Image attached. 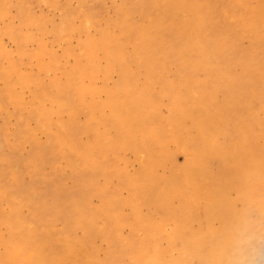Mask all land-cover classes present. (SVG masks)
Instances as JSON below:
<instances>
[{
	"label": "bare ground",
	"instance_id": "1",
	"mask_svg": "<svg viewBox=\"0 0 264 264\" xmlns=\"http://www.w3.org/2000/svg\"><path fill=\"white\" fill-rule=\"evenodd\" d=\"M80 1L84 5L85 0ZM172 1L150 4L171 10L174 20L153 13L144 21L136 20L134 11L144 0H121L117 15L106 26L86 17L83 28L90 33L79 43L81 54L74 61L67 59L78 53L70 46L64 57L52 54L50 61L40 60L42 69L55 71L49 80L24 71L19 57L0 43V81L4 79L5 92L36 120L34 126L27 121L18 129L20 137L30 133L34 149L26 164L39 172L45 149L53 148L59 153L56 165L70 160L77 168L80 160L85 173L104 177L100 182L92 174H83L71 187L75 193L68 217L73 214L85 234L80 239L66 238L62 246L55 239L57 231L48 229L49 219L38 217L32 223L21 214L24 198L9 208L0 206V225H6L5 230L0 226V264H230L241 230L250 229L264 242V147L257 144L261 138L264 146V116L259 113L264 109V89L251 87L249 97L244 90V84L252 85L264 69V60L255 61L252 53H245L236 63L243 67V75L237 77L232 69L235 62L224 53L233 49V38L204 39L208 14L189 9V0L183 6H173ZM24 2L18 0L17 5L27 30L10 25L2 30L19 35L23 43L19 53H29L25 46L30 39L40 42L37 53H43L48 47L33 29L44 31V19H35ZM58 4L64 6L66 18L53 31L57 39H68L77 30L71 23L75 11ZM11 10L12 0L0 1V18ZM189 11L201 14V24L186 18L176 29L175 19ZM242 17L244 34L257 42L264 39V0L246 6ZM171 33L181 41L167 38ZM129 45L130 59L124 53ZM175 58L180 60L178 82L164 76ZM127 59H134L138 69L132 72ZM25 86L32 87L30 98L22 91ZM158 95L167 97L165 112L158 110ZM235 112L241 120L232 125L230 114ZM83 113L85 119L80 120ZM162 123L172 127L173 150L164 140L167 128L160 127ZM13 144L20 146V138ZM180 151L184 164L177 162ZM114 178L116 185H112ZM11 192L2 189L0 196ZM94 196L99 203H93ZM40 214L37 211L36 216ZM110 220L117 226L118 238L112 229L106 231ZM125 226L130 234H124ZM97 227L106 231L108 240L101 258L103 247L88 239ZM140 230L143 235L136 241L131 236Z\"/></svg>",
	"mask_w": 264,
	"mask_h": 264
},
{
	"label": "rangeland",
	"instance_id": "2",
	"mask_svg": "<svg viewBox=\"0 0 264 264\" xmlns=\"http://www.w3.org/2000/svg\"><path fill=\"white\" fill-rule=\"evenodd\" d=\"M2 1V0H0ZM56 1V2H55ZM142 0H136L140 2ZM144 4H139L135 12V19L139 21H144L148 18V14L158 15L165 17L168 20H174V16L171 10L166 11L164 7H158L155 3L150 4V1L153 0H144ZM184 0H173V6H183ZM191 6L189 9H194L195 7L204 13L208 14L209 28L205 32L203 38H219L222 35L231 36L233 38V49L225 50V57H228V60L235 62L233 65V74H236L237 77L243 75V67L240 64H236L238 59L242 57L245 53H252L250 58H253L255 61L264 60V39H261L260 42H257L250 34H244V26L242 25V15L246 12V6H255L257 5V0H189ZM63 3L67 5V9L75 11L71 18V23L77 30L73 31L70 38L68 39H57L56 34L53 31L56 25L62 24V21L66 18V12L64 6L58 4ZM121 0H85L84 5L80 0H25V8H28L35 19H44V31L36 30L34 32L42 36L44 43L47 45L48 50L43 53H37L41 49L40 42L37 39H30L26 42V50L29 53H19L20 47L23 43L20 40V37H16L15 30H2L10 25L11 29L22 28L25 32L27 26L23 25L20 12L18 9V0H12V10L9 14L0 18V43H2L9 52H11L15 58L19 57V60L22 64V69L24 71H32L39 73L41 77L45 80H49L51 76L55 74V71L52 69H42L40 66V60L44 58L45 61H50L52 59V54L57 55L58 57H64L65 52L68 47L74 48L78 53L70 55L67 57L68 61H74L76 55H80V45L79 43L84 40L89 31L87 28H83L84 19L86 17H91L99 26H106L111 24L112 17L117 15V7L120 4ZM190 5V4H189ZM14 7V8H13ZM76 7V8H75ZM202 10H200V9ZM14 10V11H13ZM82 11V13H78ZM86 13V14H84ZM235 13H238L240 16H234ZM199 15L196 11H189L186 13V17L181 15L175 19L176 29L180 25L182 19H189L190 21L196 22L195 24H201L199 22ZM81 19V20H80ZM78 22V23H77ZM189 26V25H188ZM191 27H189L190 29ZM117 29V26L115 27ZM92 30L95 31V27H92ZM19 33V31H17ZM135 35H137L135 33ZM190 35H194L190 33ZM68 37V36H66ZM167 38L173 39L174 42L180 40V37L177 33H171ZM61 40V41H60ZM55 43V44H54ZM37 48V49H36ZM132 51V46H126L124 53L126 58L130 59ZM167 53H170L167 52ZM173 57L178 56L175 53H170ZM20 55V56H19ZM127 59V60H128ZM64 60V59H63ZM174 60V59H173ZM227 60V61H228ZM7 64V61H4ZM128 63L131 65L132 72L134 69H138L135 63V60H128ZM180 60L175 58V60L169 64V71L164 73L167 80H174L178 82L180 75ZM1 66V65H0ZM37 69V70H36ZM61 73L60 71H57ZM51 73V74H50ZM16 76V75H13ZM117 77V75H115ZM131 76H133L131 74ZM203 75H201L202 77ZM0 77L1 69H0ZM65 79V76H62V80ZM17 84V83H16ZM255 90L264 89V69L257 72L254 76V83L252 85L244 84V90H247L248 97L252 95L253 91L250 88ZM19 86L16 85L15 91L18 92ZM26 98L32 96L31 91L32 87L25 86L22 89ZM223 96V92L219 91V97ZM159 107L158 110L165 112L167 110V97H162L158 95ZM208 101H211L210 99ZM24 103V99L22 100ZM39 102H37L38 104ZM37 108L34 110V114ZM260 116H264V109L260 110ZM66 118V115H64ZM84 113L80 115V120H84ZM241 120L240 115L235 112L230 114V121L232 125L234 123H239ZM29 122L30 126H34L36 123L35 117L31 115L28 108L19 107L15 102H13L10 97L6 94L4 89V79L1 78L0 81V191L2 189L11 190V195L9 196H0V206L9 208L10 205L15 203H20L21 199H25L26 202L21 208V214L24 215L30 222L34 218L42 217L49 219L51 227L49 230H56L57 234L55 239L59 243V246H62L66 238L80 239L85 234L82 227L78 223V219L72 214L68 217V212L70 209V203L72 202V195L75 193L73 190H70L71 187L79 183V180L83 177V174L86 177L96 176L100 182L104 181V177L97 172L85 173V168L82 167V162L77 161V168H74L70 160L58 161V165L54 163V160L59 153L53 151V148H46L44 154L41 156V169L39 172L33 171L32 167L26 164L32 154H34L33 145L31 143V137L29 133L26 136L20 137L18 134V129ZM161 119H158V124ZM190 122L187 121L186 125ZM166 127L167 130H164L166 134L165 141L168 144V148L173 150L175 148L174 133L172 132V127L169 123H162L160 127ZM41 139H45L46 135L41 133ZM20 138V146L18 144H13ZM8 138V141L5 140ZM257 144L260 147H264L263 139H259ZM17 146V147H16ZM256 147V143L254 144ZM2 157H7L9 160H3ZM114 162L118 161L113 158ZM178 164H184L185 155L183 152L177 154ZM122 164V163H120ZM136 166L137 163H134ZM215 165L219 166L220 162L218 160L215 162ZM58 167V168H57ZM132 169V166H130ZM18 175V176H17ZM118 182L117 178H114L112 185H116ZM28 195V196H26ZM122 195L126 196V189H123ZM12 198H11V197ZM10 203V204H9ZM93 203H99L97 196H94ZM2 204V205H1ZM6 208V209H7ZM42 209V211H41ZM125 210L131 212L129 206L125 207ZM37 211H40L41 214L36 216ZM68 211V212H67ZM111 221V220H110ZM33 223V222H32ZM3 230L6 229L5 222H2L1 225ZM111 228H107L106 231H111L112 234L116 236L117 231L114 229L117 228L116 224L111 221ZM92 233L89 242L93 245L96 243L103 248L100 250V258L104 256V248L108 245V240L106 238V231L99 229ZM143 230H140L138 234L133 233L131 237L136 236V241H139L143 235ZM130 227H124V234H130ZM87 236V235H86ZM113 238L115 241H118L116 238ZM95 254L94 260L99 257Z\"/></svg>",
	"mask_w": 264,
	"mask_h": 264
},
{
	"label": "clouds",
	"instance_id": "3",
	"mask_svg": "<svg viewBox=\"0 0 264 264\" xmlns=\"http://www.w3.org/2000/svg\"><path fill=\"white\" fill-rule=\"evenodd\" d=\"M230 264H264V242L250 229H243L236 236Z\"/></svg>",
	"mask_w": 264,
	"mask_h": 264
}]
</instances>
